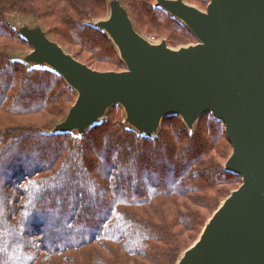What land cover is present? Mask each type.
<instances>
[{
    "label": "trees",
    "instance_id": "16d2710c",
    "mask_svg": "<svg viewBox=\"0 0 264 264\" xmlns=\"http://www.w3.org/2000/svg\"><path fill=\"white\" fill-rule=\"evenodd\" d=\"M123 2L140 32L197 42L155 0ZM108 10V0H0V264H177L242 184L224 168L232 146L211 114L192 131L169 116L148 137L115 105L84 135L53 133L77 92L16 56L32 46L9 18L34 17L76 59L121 71L113 42L92 25Z\"/></svg>",
    "mask_w": 264,
    "mask_h": 264
},
{
    "label": "water",
    "instance_id": "95a60500",
    "mask_svg": "<svg viewBox=\"0 0 264 264\" xmlns=\"http://www.w3.org/2000/svg\"><path fill=\"white\" fill-rule=\"evenodd\" d=\"M92 22L108 35L126 66L101 71L67 52L40 22L15 27L32 46L20 56L49 67L77 92L53 133H84L115 105L140 135L154 137L169 116L192 131L206 114L222 121L232 146L225 170L242 184L221 203L177 264H264V0H155L196 37L173 48L151 42L123 0H108Z\"/></svg>",
    "mask_w": 264,
    "mask_h": 264
},
{
    "label": "rangeland",
    "instance_id": "374dc122",
    "mask_svg": "<svg viewBox=\"0 0 264 264\" xmlns=\"http://www.w3.org/2000/svg\"><path fill=\"white\" fill-rule=\"evenodd\" d=\"M188 3H190V4H193V5H195V6H197V7H199V8H201V9H204L205 10V8H203V7H200L198 4H194V3H192L190 0H186ZM107 16V15H106ZM105 16V17H106ZM104 17V18H105ZM102 19V18H101ZM9 20H10V23L14 26V27H17V26H19V25H22V24H24V23H28V24H31V25H34L35 23H37L36 22V19L34 18V17H27V18H24V17H21V16H13V17H10L9 18ZM142 33V32H141ZM143 35H145V36H148V35H146V34H144V33H142ZM160 40V39H159ZM169 42V45L171 46V47H173V48H177V47H179V46H183V45H188V44H195L196 42H194V41H192V42H190V43H187V44H182V45H177V46H175V45H173L170 41H168ZM26 51H29V50H26ZM67 51V50H66ZM68 52V51H67ZM70 53V52H69ZM25 53L24 52H21V53H19V55H16V56H18V57H20V56H22V55H24ZM74 56V55H73ZM76 58V57H75ZM84 63V62H83ZM86 64V63H85ZM112 70H116V71H119V70H117L115 67L112 69ZM109 71H111V70H109ZM122 71V70H121ZM236 190V189H235ZM234 191V190H233ZM225 200V199H224ZM223 200V201H224ZM222 201V202H223ZM221 202V203H222ZM214 214V213H213Z\"/></svg>",
    "mask_w": 264,
    "mask_h": 264
},
{
    "label": "built area",
    "instance_id": "2783aa9c",
    "mask_svg": "<svg viewBox=\"0 0 264 264\" xmlns=\"http://www.w3.org/2000/svg\"><path fill=\"white\" fill-rule=\"evenodd\" d=\"M148 37V39L151 41V42H154V43H158L160 40L159 39H157L156 37H154V36H147Z\"/></svg>",
    "mask_w": 264,
    "mask_h": 264
}]
</instances>
